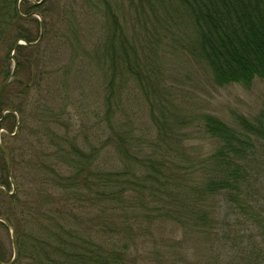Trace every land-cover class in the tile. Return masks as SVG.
Wrapping results in <instances>:
<instances>
[{"label":"trees","instance_id":"trees-1","mask_svg":"<svg viewBox=\"0 0 264 264\" xmlns=\"http://www.w3.org/2000/svg\"><path fill=\"white\" fill-rule=\"evenodd\" d=\"M180 1L194 20L200 53L217 85L249 87L256 78H264V0ZM45 8L46 1L0 0V78L10 75V53L19 39H25L29 48L38 46L31 44L36 39L24 25L35 20L40 30L35 12L44 19L45 34L56 26L59 20ZM22 46L18 45L16 53ZM29 60L18 57L17 68ZM40 61L38 56L35 69L40 73L36 72L35 82L34 77L30 84L22 85L17 98L43 83ZM41 107L38 105L37 116L43 135L57 132L51 125L63 126L64 112L46 114L40 112ZM4 109L10 111L1 114ZM15 111L23 117L21 102L0 106V128H11L6 121L16 118ZM105 120L110 123V114ZM179 124L185 122L180 119ZM199 126L212 140V148L200 157H193L182 144L185 134L178 137L180 144H172L171 139L181 132L164 121L158 140L150 142L154 151L148 156L143 153L145 142L140 137L115 125L111 135L99 138L93 147H81L70 128H65L66 134L58 140L50 138L53 152L37 150L35 145L29 154L34 158L28 159L35 175L28 179L14 173L18 189L3 197L0 212V218L14 229L18 259L30 258V264H145L137 239L147 236L152 240V227L164 229L163 222L177 232L171 241L185 252L192 236H214L233 250L235 244L238 248L244 242L262 245L264 119L239 117V125L231 126L217 116L204 114ZM2 153L0 164L5 167L0 170L7 176L6 155ZM10 153L16 171L19 156L13 150ZM27 183L34 187H27ZM0 225L8 228L2 221ZM94 232L104 240L95 239ZM150 253L153 264H162L163 252L153 247ZM180 256L172 263L187 264ZM4 258L0 249V260L6 263Z\"/></svg>","mask_w":264,"mask_h":264},{"label":"rangeland","instance_id":"rangeland-1","mask_svg":"<svg viewBox=\"0 0 264 264\" xmlns=\"http://www.w3.org/2000/svg\"><path fill=\"white\" fill-rule=\"evenodd\" d=\"M44 1L46 11L59 20L56 26L46 34L44 30L35 48L25 46L28 42L19 39L22 48L19 53L12 49L10 63L6 62L10 64V74L15 66L16 72L0 96V106L21 102L24 115L15 111L16 118L6 121L11 128H0V162L3 147L8 153L7 156L4 152L7 176L0 170V212L4 209L3 197L13 191L11 176L15 181L16 172L28 179L35 175L28 161L34 158L29 155L32 148L36 145L37 150L53 152L50 138L55 136L58 140L66 134L65 128L75 130L80 146L85 148L111 135L114 125L127 128L145 142L143 153L148 156L150 150L154 151L150 142L158 140L164 121L181 132L171 139L172 144H180L178 137L185 134L182 144L193 157H200L212 148V140L199 126L204 114L217 116L231 126L239 125V117L264 119V78H256L249 87L239 83L217 85L200 53L194 20L180 0H71L69 6V0ZM34 16L44 24L41 14L35 12ZM24 25L37 41L41 35L38 23L34 20ZM38 56L43 83L17 98L22 85L30 84L34 77L35 82ZM18 57L30 60L18 69ZM5 81L0 78V88ZM38 105L42 106L40 112L46 114L64 112V127L51 125L56 134L43 135ZM9 111L4 109L1 114ZM109 114L110 123L105 120ZM180 119L185 124L180 125ZM16 135L18 138H13ZM12 150L19 156L16 171L11 162ZM2 165L5 167L0 164V169ZM5 180L8 184L3 183ZM27 187L34 186L27 183ZM162 226L161 230L152 227V240L147 236L137 239L143 247L139 252L145 256V264L154 263L150 253L153 247L163 252L162 264H173L172 259H178L179 253L187 264H260L250 262L253 260L264 264V243L244 242L238 248L235 244L233 250L214 236L198 237L199 240L192 236L185 252L171 241L177 235L173 227L165 222ZM10 228L0 225V249L5 262L14 256ZM92 235L104 240L98 232ZM16 264H30V258H19Z\"/></svg>","mask_w":264,"mask_h":264},{"label":"water","instance_id":"water-1","mask_svg":"<svg viewBox=\"0 0 264 264\" xmlns=\"http://www.w3.org/2000/svg\"><path fill=\"white\" fill-rule=\"evenodd\" d=\"M31 1H33L35 4H40L44 0H40V1L31 0ZM17 8H18V10L20 8L19 2H18ZM41 25L42 26H41V35H40V38L36 42H33L31 44H36L38 41L41 40V38L43 36V33H44V24H43V21H41ZM19 44H21V43L18 41L15 44L14 49H16ZM15 72H16V66L12 70L10 76L6 79V81L1 86V88H0V96H1L2 92L4 91V89L6 88L7 84L10 82V79L14 76ZM3 150L6 153V155L8 156V153H7V151H6V149L4 147H3ZM10 174H11V172H10ZM11 181H12V184H13V191L12 192L7 191V194L8 195H13L15 193V190H16V183H15L14 179L12 178V176H11ZM0 221L4 222L8 227H11L10 229H11V232H12V243H13V247H14V256H13V258L9 262H6V263H4V262H2L0 260V263L1 264H13L16 261L17 257H18V245H17L16 235H15L14 229L12 228L11 224L7 220L0 218Z\"/></svg>","mask_w":264,"mask_h":264}]
</instances>
